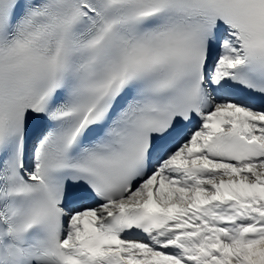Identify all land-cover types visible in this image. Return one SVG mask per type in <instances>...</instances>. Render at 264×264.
Instances as JSON below:
<instances>
[{"label":"snow or ice","instance_id":"obj_1","mask_svg":"<svg viewBox=\"0 0 264 264\" xmlns=\"http://www.w3.org/2000/svg\"><path fill=\"white\" fill-rule=\"evenodd\" d=\"M0 264H264V0H0Z\"/></svg>","mask_w":264,"mask_h":264}]
</instances>
